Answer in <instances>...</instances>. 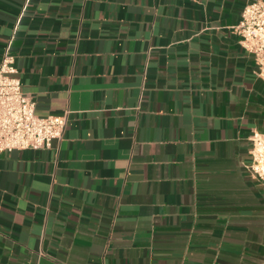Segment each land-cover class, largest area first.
<instances>
[{
  "label": "crops",
  "instance_id": "0c3cea01",
  "mask_svg": "<svg viewBox=\"0 0 264 264\" xmlns=\"http://www.w3.org/2000/svg\"><path fill=\"white\" fill-rule=\"evenodd\" d=\"M250 0H0V61L49 148L0 154V264H264ZM26 4V5H25Z\"/></svg>",
  "mask_w": 264,
  "mask_h": 264
},
{
  "label": "built area",
  "instance_id": "2783aa9c",
  "mask_svg": "<svg viewBox=\"0 0 264 264\" xmlns=\"http://www.w3.org/2000/svg\"><path fill=\"white\" fill-rule=\"evenodd\" d=\"M234 29L241 35L242 44L255 53L257 74L264 80V0L248 1ZM12 41L0 61V154L15 148H49L55 138L63 137L67 125L66 114H37L36 100L15 74ZM251 141L249 167L264 181V131H254Z\"/></svg>",
  "mask_w": 264,
  "mask_h": 264
}]
</instances>
